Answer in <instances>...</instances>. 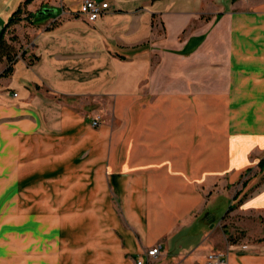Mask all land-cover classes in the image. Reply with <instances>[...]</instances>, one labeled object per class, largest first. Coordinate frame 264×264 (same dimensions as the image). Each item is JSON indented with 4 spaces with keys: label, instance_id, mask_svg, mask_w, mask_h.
<instances>
[{
    "label": "crops",
    "instance_id": "0c3cea01",
    "mask_svg": "<svg viewBox=\"0 0 264 264\" xmlns=\"http://www.w3.org/2000/svg\"><path fill=\"white\" fill-rule=\"evenodd\" d=\"M104 1L110 11L88 23L77 0H32L13 26L23 47L8 76L0 63V159L42 176L29 206L75 224L57 244L31 231L22 264H203L215 202L206 183L228 170L227 136L212 134L210 119L264 89V9L253 0ZM13 4L0 0L3 10ZM48 219L56 222L44 215L38 228ZM226 257L264 264V253L233 246Z\"/></svg>",
    "mask_w": 264,
    "mask_h": 264
},
{
    "label": "rangeland",
    "instance_id": "374dc122",
    "mask_svg": "<svg viewBox=\"0 0 264 264\" xmlns=\"http://www.w3.org/2000/svg\"><path fill=\"white\" fill-rule=\"evenodd\" d=\"M13 1L7 0V5H12ZM237 1H242L244 8L251 6L250 0ZM252 5L253 8L264 9V0H253ZM18 6L19 3L13 4L9 11L3 10L0 6V15L5 17V23ZM222 15L223 13H220L215 16L214 24L218 23ZM207 34L208 31L194 41L188 54L181 52L180 54H191L204 41ZM11 38H15L14 45L19 52L23 45L20 44L13 27L7 30V39ZM24 44H27V40ZM244 104L243 110L237 112L220 110L214 112V119L212 117L210 119L212 134H218L219 137L227 136L224 142L228 153V170L219 176L211 175L207 180L206 184H210V190L204 191L205 198L209 199L211 196L215 202L211 203L213 220L205 219L213 231L209 235L213 251L225 255L226 249L230 246L234 249L264 253V89H260L259 95L253 96V101ZM234 153L237 155L236 158L232 157ZM17 165L15 159H0V264H22L26 260L27 249L34 245L28 239L31 231H35L32 235L34 238L43 235L46 239L42 241L57 244L59 233L65 236V232L75 230L74 222H60L58 221L60 219L52 217L57 208L28 205L31 189L41 181L39 179L42 176H27L20 171L21 166ZM16 166L19 171L15 169ZM74 212L69 209L66 211ZM44 215L55 219L56 222L48 219L45 227L38 228L42 225L38 220ZM56 217H59L58 213ZM44 229L45 233L39 232ZM37 247H41V244Z\"/></svg>",
    "mask_w": 264,
    "mask_h": 264
},
{
    "label": "built area",
    "instance_id": "2783aa9c",
    "mask_svg": "<svg viewBox=\"0 0 264 264\" xmlns=\"http://www.w3.org/2000/svg\"><path fill=\"white\" fill-rule=\"evenodd\" d=\"M79 4L78 15L83 17L86 22L94 23L100 17L105 15L110 11V6L108 1L104 0H77ZM17 94H13V97H16ZM99 118L96 117L92 120V127L98 126ZM159 254V246L150 248L146 251L145 255L149 261H153L157 258ZM141 260H138L136 264H142ZM203 264H227V257L224 253L219 251L209 252Z\"/></svg>",
    "mask_w": 264,
    "mask_h": 264
},
{
    "label": "trees",
    "instance_id": "16d2710c",
    "mask_svg": "<svg viewBox=\"0 0 264 264\" xmlns=\"http://www.w3.org/2000/svg\"><path fill=\"white\" fill-rule=\"evenodd\" d=\"M31 1L32 0H25L22 5L18 6V8L12 13L7 23H5L0 33V63L3 60L8 63V66L2 73V76H8L12 72L13 63L18 58V52L14 45L15 38L7 39V30L10 27L15 26L16 24H19L23 20V17L21 15L25 14L26 12L22 7L29 4ZM29 16L30 14H28L26 18H28ZM20 57H23V54H21Z\"/></svg>",
    "mask_w": 264,
    "mask_h": 264
},
{
    "label": "water",
    "instance_id": "95a60500",
    "mask_svg": "<svg viewBox=\"0 0 264 264\" xmlns=\"http://www.w3.org/2000/svg\"><path fill=\"white\" fill-rule=\"evenodd\" d=\"M41 13H44V10H42Z\"/></svg>",
    "mask_w": 264,
    "mask_h": 264
}]
</instances>
